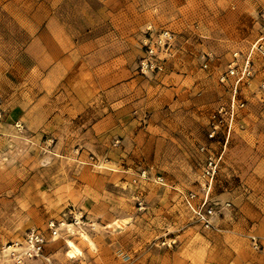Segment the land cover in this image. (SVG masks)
<instances>
[{"label": "rangeland", "instance_id": "374dc122", "mask_svg": "<svg viewBox=\"0 0 264 264\" xmlns=\"http://www.w3.org/2000/svg\"><path fill=\"white\" fill-rule=\"evenodd\" d=\"M99 1L70 0L59 13L76 41L93 23L110 30L98 27L102 15L109 21ZM117 8L128 24L115 29L117 51L103 41V56L131 65L103 76L78 73L83 54L70 59L69 75L56 60L21 70L27 38L0 18V264H264V57L253 53L236 101L233 79L220 80L234 53L264 42V0H117ZM163 30L171 44L143 72L144 39ZM223 106L231 133L210 138ZM210 144L217 153L225 145L213 199L231 206L205 228L186 195L200 192V148ZM31 230L44 239L39 256L26 254Z\"/></svg>", "mask_w": 264, "mask_h": 264}, {"label": "crops", "instance_id": "0c3cea01", "mask_svg": "<svg viewBox=\"0 0 264 264\" xmlns=\"http://www.w3.org/2000/svg\"><path fill=\"white\" fill-rule=\"evenodd\" d=\"M101 1L103 5L100 4L98 11L105 12L107 10L109 13L108 15L105 14V18L109 21L103 20L102 15L98 27L105 25L109 26L110 30H106L107 33L105 34L102 31L99 32L98 29L93 30V23L91 30H85L83 34L82 31L79 32L78 35L80 37L82 35V37L81 40L76 41L70 33L71 24L69 20H64L63 17L59 16V13L65 10V5L67 9L70 0H0V14L3 15H0V18L5 17L13 21L22 35L27 38L21 42L26 43L28 46L18 54L16 65L23 70L33 67L34 61H36L35 64L38 67L43 66L47 69L50 66L55 68L54 61L56 60L57 64L55 66H61V74L69 75L75 69L74 66L70 68V59L79 54L80 57L83 54L84 57L80 59L83 67L78 71L79 74L90 76L113 75L119 70L118 68L128 72L130 63L123 64L122 57L118 56L117 53L103 56L104 48L102 47L103 41L110 37L109 44L113 46V50L117 51V47L114 45L117 40L115 29L119 26H127L128 22L126 21V25H122L116 18L118 12L117 0H100L99 2ZM92 41L93 43L96 42L99 47L94 46L91 51L87 50L89 52L78 46L74 51L70 48L71 43L77 45L82 42L85 45ZM26 61L33 63L30 66ZM40 61H44V63L41 64Z\"/></svg>", "mask_w": 264, "mask_h": 264}, {"label": "built area", "instance_id": "2783aa9c", "mask_svg": "<svg viewBox=\"0 0 264 264\" xmlns=\"http://www.w3.org/2000/svg\"><path fill=\"white\" fill-rule=\"evenodd\" d=\"M168 30L161 31L157 36H152L144 39L146 46L145 54L140 60V68L143 72L148 70H154L158 66V55L159 47L164 49L171 44V36ZM260 52L264 57V42L258 45H253L251 49H248L243 57L238 52L233 54V57L228 65V70L220 77L221 82L225 83L228 79H233L232 83V96L233 100L236 101L238 93V85L242 81L250 79L254 73L253 66V53ZM237 105L240 107L244 106V103L237 101ZM224 106L219 109V116H215L216 121L212 124V131L209 133L210 138H214L216 134L223 133L228 137L231 133L233 118L232 120L224 119ZM218 117V118H217ZM210 146V147H209ZM201 152L205 153L204 166L200 172V192L190 191L186 195V200L189 204L192 213L196 219V222L205 228H212L215 225V219L218 215V211L221 208L230 207V202L220 204L218 201L213 199L212 192L216 184L217 174L219 167L225 153V145L223 150L219 153L212 151L210 145H202L200 148ZM50 228L53 234H56L54 222L50 223ZM44 239L42 235L35 230H31L26 235V254L30 257L39 256L42 254Z\"/></svg>", "mask_w": 264, "mask_h": 264}, {"label": "bare ground", "instance_id": "6f19581e", "mask_svg": "<svg viewBox=\"0 0 264 264\" xmlns=\"http://www.w3.org/2000/svg\"><path fill=\"white\" fill-rule=\"evenodd\" d=\"M81 233H82V232H81ZM83 233H84V232H83ZM84 234H85V233H84ZM85 237H86V236H85ZM66 243L68 244V246H69V248H70V250H69V254H70V255H75V253H76L77 251H80V250L78 249V247L76 246V244H75L72 240L68 239Z\"/></svg>", "mask_w": 264, "mask_h": 264}]
</instances>
